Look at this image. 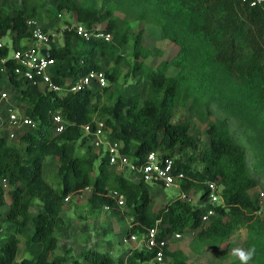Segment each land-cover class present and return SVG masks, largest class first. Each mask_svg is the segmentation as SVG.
I'll return each mask as SVG.
<instances>
[{
  "label": "trees",
  "instance_id": "16d2710c",
  "mask_svg": "<svg viewBox=\"0 0 264 264\" xmlns=\"http://www.w3.org/2000/svg\"><path fill=\"white\" fill-rule=\"evenodd\" d=\"M17 1L18 6L9 5V0L0 3V38L9 34L11 47L23 48L32 44L26 20L36 17L44 3ZM55 8L70 13L87 29L105 23L101 30L110 33L111 40H81L73 29L64 28L62 45L49 49L56 62L52 81L61 87L60 91L28 85L14 75L10 60L0 63V90L9 88L16 105L37 123L36 128L20 134L17 143L0 134V264L65 262L66 251L55 253L58 239L54 235L64 226V198L80 196L87 188L92 189L89 203L93 209L107 205L119 220L130 218L127 235L141 236L160 220L159 237L196 231L193 243L208 246L228 239L242 223L248 237L246 248L254 245L253 260L262 264L264 205L260 206L250 194L258 177L264 178V137L260 131L264 125H258L264 118L261 9L240 0H101L100 4L98 0H58ZM116 10L123 16L115 15ZM150 18L156 19L162 37L176 48L173 56L153 67L144 60L159 55L161 50L143 43V25ZM132 21H137L135 32L129 27ZM74 38L80 41L75 43ZM126 45L131 62L123 57ZM7 52L8 46L0 48V56ZM105 59L125 61L133 75L141 72L143 92L135 90L114 98L106 94V86L64 92L89 70H103L101 61ZM103 71L107 81L117 80L116 72ZM186 103L198 120L216 106L253 130L260 156L252 166L254 173L249 170L245 148L232 135L228 116L216 118L204 128L206 140L201 146L189 132L188 119L172 120L174 111ZM54 111H59L66 121L60 133H54L50 117ZM95 121H102L109 138L121 144V153L137 163L151 151L173 157L175 174L183 175L180 188L198 192L199 201L206 198L205 182L215 181L221 186L223 204L215 207V214L203 225L200 217L205 208L178 195L154 210L149 184L130 180L108 165L106 155L92 151L82 125H94ZM46 157L57 164V186L44 177ZM109 190L124 196V210L108 194ZM34 205L37 209L33 212ZM4 224L5 231L1 232ZM20 237L30 257L16 260ZM152 255L141 249L133 250L128 258ZM81 256L87 264H122L125 259L88 245ZM168 257L173 264H187L177 250L166 249L165 259ZM229 264L240 261L237 258Z\"/></svg>",
  "mask_w": 264,
  "mask_h": 264
},
{
  "label": "rangeland",
  "instance_id": "374dc122",
  "mask_svg": "<svg viewBox=\"0 0 264 264\" xmlns=\"http://www.w3.org/2000/svg\"><path fill=\"white\" fill-rule=\"evenodd\" d=\"M42 1L44 6L40 8L36 17L45 28L46 33H55V36L51 37L52 40L47 43L46 47L50 48L52 46L62 45V29L66 25L76 23V21L73 20V16H71L70 13L58 12L56 10L55 3L58 0ZM1 2L2 0H0V3ZM98 3L100 4L101 0H98ZM9 5L18 6L19 3L17 0H9ZM114 14L119 17L123 16V13L118 10H116ZM136 24L137 21L129 23V27L133 32L136 31ZM99 26L105 27V23H101ZM143 28V43L146 47L151 49L155 47L161 50L159 55L150 56L144 60L149 67H153L160 60L170 58L174 55L176 48L168 40L162 37L160 26L155 18H150L149 21L143 25ZM3 41L9 47V54H11L12 47L9 34L3 37ZM122 53L123 57L131 62L132 58L130 56L129 45H126L123 48ZM101 64L103 66L101 69H107L108 71L116 72L117 74L116 81L110 82L108 80L106 86L108 90L106 91V94H109L114 98L118 94H127L135 90L143 92L145 81L142 78L141 72H138L136 75L128 72V65L125 61L114 63L110 59H105L101 61ZM169 72H171V70H169ZM4 88L11 93L9 88ZM101 91L102 90H99V93ZM224 116H228L230 129L234 139L245 148L249 170L254 173L252 166L259 160L260 156L256 149L258 139L251 128H246V126L241 125L232 116L216 108V106L211 107L210 113L205 111L203 119L198 120L194 111L189 109V103L176 109L172 120L177 121L188 119L190 122L189 132L197 144L201 146L206 140L204 128L216 118ZM258 125H264V118H261L258 121ZM260 131L261 137H264V127H262ZM8 141L17 143V141H11L9 139ZM83 148L86 151H89L87 147ZM92 151L96 152V149H94L93 146ZM175 156L178 157V154H175ZM97 164L98 161L95 162V166H97ZM43 165L45 179L54 186H57L60 178L57 172L56 162L51 157H46L43 161ZM122 174L132 180V177L126 171L122 172ZM93 177L94 175L91 174V179H93ZM150 186L151 194H153L154 197V210L161 208L169 199L177 196L179 192V188ZM91 190V188H87L77 197L70 195L69 199L65 201L61 211V215L64 219V226L63 228L56 230L54 233L58 239V247L55 250V253H64L66 251L68 255L66 262L68 264H87L81 256V252L85 245L100 251H110L114 256H118L124 255L125 252L132 249L136 244L122 241L123 236L127 234L126 230L130 225V218L125 217L123 220H119L116 215L109 211L110 209H93L89 203ZM261 191L264 193V178L258 177V184L255 188L250 190V194L254 198H257ZM199 195L200 194L196 191L188 192L189 200L194 203L197 202L196 204L198 205H200V202H198ZM262 201V205H264V196L262 197ZM36 209V205L31 207V211L33 212ZM121 209L124 210L123 207H121ZM6 225L7 224H4L2 226L1 232L5 231ZM195 233L196 231H190L187 234L185 233L182 235L179 240L171 239L169 243L170 250L179 251L181 257L184 258L187 264H229L237 259V257L232 255L233 249L242 248L247 250V231L242 223L238 224L234 233L228 239L218 240L213 245L199 246L194 244L193 237ZM23 256L30 257V252L26 251L23 238L20 237L16 260H20ZM261 263L264 264V259H262ZM163 264H173V262L168 257ZM249 264L257 263L252 259L249 261Z\"/></svg>",
  "mask_w": 264,
  "mask_h": 264
},
{
  "label": "built area",
  "instance_id": "2783aa9c",
  "mask_svg": "<svg viewBox=\"0 0 264 264\" xmlns=\"http://www.w3.org/2000/svg\"><path fill=\"white\" fill-rule=\"evenodd\" d=\"M240 1L251 7L260 8L264 17V0ZM26 25L32 44L23 48H12L11 54H9L8 47L7 55L0 56V63L4 65L6 61L10 60L14 75L28 85L36 86L41 90L60 91L61 87L52 81L56 62L49 54L50 48L46 47L47 43L52 40L51 37L55 36V34L53 32L50 34L46 33L45 28L35 16L28 18ZM64 28L73 29L76 36L81 40L88 41L92 38L103 39L107 42L111 40V34L101 30L102 27L99 25L94 29H87L84 24L76 22L66 25ZM5 45L7 46L3 41V37L0 38V48ZM107 84L108 81L104 71L92 69L71 83L64 92H76L86 88L90 89L94 86L100 88L107 86ZM50 117L54 124V133L62 132L66 127V121L59 111L50 112ZM36 124L33 118L26 115L16 105L13 95L10 92L5 88L0 90V134L6 135L11 141H15L20 134L36 128ZM103 128L102 121H95L94 125L89 123L82 125L83 134L90 138L94 149L106 155L107 163L110 167L115 168L118 172L126 171L134 181L141 180L144 183L161 188H179L178 197L181 199H190L188 192L180 188L183 175L181 173L175 174L173 157L161 156L160 153L151 151L146 154L142 162L137 163L135 159L121 153V144L117 140L110 139ZM204 190L206 195L205 200L199 201L198 199V202H200L198 206L205 208L200 217L201 225L205 224L215 214V207L223 204L221 186L215 181H206ZM108 194L115 200L118 206L121 207L124 205V196L117 190H109ZM259 194L257 199L259 205L263 206L262 197L264 193L261 191ZM69 197L70 195L65 197L64 201H67ZM213 197L217 199L213 200ZM103 208L109 209L107 205ZM161 226L160 220H157L141 236L135 233L124 235L122 238L123 242L136 244L132 249L127 251L122 264H163L165 261V250L170 249V240H179L182 237V233L174 232L170 237H159L158 234ZM141 249L151 251L153 255L149 258H136L135 260L128 258L133 250ZM62 264L68 263L65 261Z\"/></svg>",
  "mask_w": 264,
  "mask_h": 264
},
{
  "label": "clouds",
  "instance_id": "9594fccd",
  "mask_svg": "<svg viewBox=\"0 0 264 264\" xmlns=\"http://www.w3.org/2000/svg\"><path fill=\"white\" fill-rule=\"evenodd\" d=\"M57 119H59V117H57ZM215 199L217 198L213 197V200ZM232 255L239 259L240 264H249V261H251L256 255V248L254 245L247 250L236 248L232 250Z\"/></svg>",
  "mask_w": 264,
  "mask_h": 264
},
{
  "label": "crops",
  "instance_id": "0c3cea01",
  "mask_svg": "<svg viewBox=\"0 0 264 264\" xmlns=\"http://www.w3.org/2000/svg\"><path fill=\"white\" fill-rule=\"evenodd\" d=\"M54 33V32H53ZM55 34V33H54ZM80 40L78 38H74V42L75 43H78ZM59 46V45H58ZM52 47H57V46H52ZM51 48V47H50ZM126 252L124 253V255L122 256H125Z\"/></svg>",
  "mask_w": 264,
  "mask_h": 264
},
{
  "label": "water",
  "instance_id": "95a60500",
  "mask_svg": "<svg viewBox=\"0 0 264 264\" xmlns=\"http://www.w3.org/2000/svg\"><path fill=\"white\" fill-rule=\"evenodd\" d=\"M46 54H48L47 51H46Z\"/></svg>",
  "mask_w": 264,
  "mask_h": 264
}]
</instances>
